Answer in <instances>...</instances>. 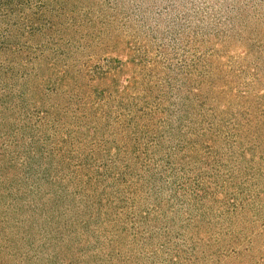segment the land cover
<instances>
[{"label": "rangeland", "instance_id": "374dc122", "mask_svg": "<svg viewBox=\"0 0 264 264\" xmlns=\"http://www.w3.org/2000/svg\"><path fill=\"white\" fill-rule=\"evenodd\" d=\"M0 264H264V0H0Z\"/></svg>", "mask_w": 264, "mask_h": 264}]
</instances>
